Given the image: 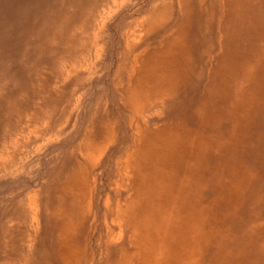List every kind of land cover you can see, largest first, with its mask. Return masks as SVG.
<instances>
[{"label": "bare ground", "instance_id": "6f19581e", "mask_svg": "<svg viewBox=\"0 0 264 264\" xmlns=\"http://www.w3.org/2000/svg\"><path fill=\"white\" fill-rule=\"evenodd\" d=\"M108 20L90 37L95 65L108 52L102 43ZM58 21L41 23L38 39L59 37ZM121 40L113 96L129 131L109 171L98 264H264V161L246 163L251 149L264 158V0L154 1L123 28ZM244 40L251 55H236L232 48ZM197 58L210 62V85L198 102L184 101L187 78L199 74ZM83 75L77 85L93 78ZM50 92L47 112L23 122H36L25 143L52 130L60 136L70 125L74 109L63 106L58 90ZM103 98L90 105L73 142L44 162L38 189L6 208L11 228L1 229L0 248L16 252L8 239L22 250L4 264L91 263L86 225L96 169L126 128ZM221 101L231 110L220 109ZM5 133L0 173L22 165Z\"/></svg>", "mask_w": 264, "mask_h": 264}, {"label": "rangeland", "instance_id": "374dc122", "mask_svg": "<svg viewBox=\"0 0 264 264\" xmlns=\"http://www.w3.org/2000/svg\"><path fill=\"white\" fill-rule=\"evenodd\" d=\"M23 1L0 0V135L3 131L6 132L9 148L13 149L17 147L20 150L14 161L22 164L20 166L15 163L6 171L0 173V231L5 225H9L11 228L9 217L6 214V208L9 207L11 200L14 198L18 200L22 195L31 192V190L38 189L42 170L41 167H43L44 162L47 159L54 158L59 152L63 151L73 142L76 133L89 113L90 105H92L96 98L104 97L103 99L111 104L110 111L117 115L120 122L124 124L126 128L123 130L120 138L109 147V150H106L101 164L96 169L97 181L93 192L91 209L89 210L86 231L88 235L87 250L91 257L90 264H98L100 256L98 239L102 231L104 199H106L109 192V171L113 157L121 148V145L126 142L129 131L126 125L127 119L122 111L117 108L113 96L116 84L114 72L119 60L118 53L122 43L121 35L123 28H125L131 20L141 17L151 3L159 0H48V3L47 0H25L24 4ZM18 6L19 8H17ZM22 10L23 12H21ZM105 17L109 18L104 29L107 38L106 43L105 39L102 43L103 45H108V52L107 55H104L102 60L95 65L96 46L90 43V37L93 31H97L100 23ZM57 18L59 21L54 23H58V25L64 24V27L61 29V35L54 39H38V34H40L42 28H44L43 25L46 22L51 23ZM108 34L110 35L108 36ZM201 35L205 36L203 33ZM239 45V48H237L238 51L236 48H232L235 50L236 55H240L243 52H245L247 56L251 55L248 40L240 42ZM115 54L116 56H114ZM208 58H203V60L201 58L200 60L199 58L196 59L197 64L199 63L197 65V71L199 66V74L195 72L187 78L185 87L188 89V94L184 101L189 99L188 97L193 96L198 102L199 96L201 98L202 95V89H208L210 85L207 71L210 63L207 60ZM203 71L204 73H202ZM87 72H91L93 75L92 80L89 83L83 82L77 85L76 80L83 77V74ZM232 75L234 74L232 73ZM221 87L223 90V86ZM54 89L58 90L60 93L63 106L72 110L74 109L72 111V117L69 120L70 125H67L64 128L65 130L63 129V133H60V136L54 135V130H52L46 133L45 137L41 140L30 137V140L25 143L24 140L28 130L31 129L36 122L32 121L30 125L27 121L25 123L23 122L29 119L28 116L32 117V113L42 115L47 112L49 105H47L46 101L50 102L52 99L51 96L48 97V94L51 93L50 90L53 92ZM229 90L234 92L235 89L231 87ZM228 94L231 93L228 92ZM52 96L54 98L53 93ZM19 98H21L20 101L18 100ZM230 101L231 100L228 99V104ZM11 102H13L12 108L13 104H15L14 107L16 109H14V111L16 114H13V112L11 114L9 112L10 109H12L9 107ZM180 104H182V101ZM184 104L187 103L184 102ZM228 104L221 101L220 109H222V107L226 109V107L229 106ZM229 110H231L230 106ZM21 113L23 114L22 122L15 123V118ZM161 116H163V114H161ZM75 123L78 124L72 128ZM225 124L226 122L222 124V127H225ZM0 143L4 142L0 140ZM249 159L257 162L264 161V158L255 157L252 149L251 154L247 156L246 163H250ZM99 186H101V188ZM22 189L25 191L23 192ZM19 193L21 194L18 196ZM70 209L72 210V207H70ZM6 242L8 248H14L16 252H2L0 248V264H4L5 261L12 263L22 250L20 247H12V243L9 242L8 239Z\"/></svg>", "mask_w": 264, "mask_h": 264}]
</instances>
